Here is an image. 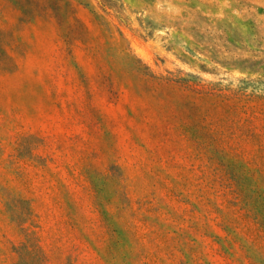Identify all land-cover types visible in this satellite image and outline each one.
<instances>
[{
	"label": "rangeland",
	"instance_id": "1",
	"mask_svg": "<svg viewBox=\"0 0 264 264\" xmlns=\"http://www.w3.org/2000/svg\"><path fill=\"white\" fill-rule=\"evenodd\" d=\"M264 0H0V264H264Z\"/></svg>",
	"mask_w": 264,
	"mask_h": 264
},
{
	"label": "trees",
	"instance_id": "2",
	"mask_svg": "<svg viewBox=\"0 0 264 264\" xmlns=\"http://www.w3.org/2000/svg\"><path fill=\"white\" fill-rule=\"evenodd\" d=\"M260 84L262 85V88L259 89V91H255L253 93H250V97H254L255 99H264V82L260 81Z\"/></svg>",
	"mask_w": 264,
	"mask_h": 264
}]
</instances>
